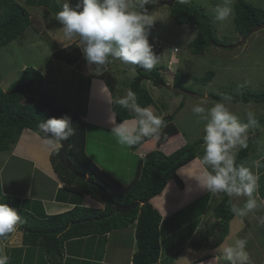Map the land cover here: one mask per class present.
<instances>
[{"label":"rangeland","instance_id":"obj_1","mask_svg":"<svg viewBox=\"0 0 264 264\" xmlns=\"http://www.w3.org/2000/svg\"><path fill=\"white\" fill-rule=\"evenodd\" d=\"M17 1L31 13L32 24L21 36L0 47L1 87L8 90L20 78L22 70L26 67L40 70L45 78L44 84L36 86L33 93H27L24 96V103H36L49 111L59 106H65L79 114L84 120L88 118L89 120H85L87 123L85 141L87 154L102 170L109 172L124 184L130 183L136 177L140 160L146 151L161 149L165 153H171L186 143L194 142L204 134L203 128L206 122H198V118L191 111V108L199 103L202 97H207L209 101L207 106L210 107L221 100L215 98L216 95L230 90H239L242 85H247L255 90L264 89V28L253 32L242 42L244 37L237 32L234 23V4L237 0H232L233 14L224 22L217 21L213 14V9L218 4L222 5L223 0H191L190 3L203 6L207 13L213 17L216 36L227 44H231L230 46L226 44L227 47L211 45L205 52L197 54L190 50L189 43L195 39L198 31L174 21L169 15V5L163 3V0H158V3H148L145 7L156 20L151 28L149 42L154 46L153 51L160 56L157 66L166 82L164 86H156L150 79L143 80L144 88L150 92L154 99V103L149 106L155 114L163 115V117L175 112L181 102L183 107L174 115V123L178 130L176 135L172 134L165 140L152 142L148 145L150 149L141 147L132 150L117 143L115 136L111 133L110 126L95 122L96 107L93 106V110H91L92 76L101 77L107 83L109 92L115 94L114 97L118 99L131 90L130 83L137 75V69L133 70L132 66H124L118 60H113L106 68L97 69L95 66L89 68L85 58L78 66H75L56 57L53 54L56 50H69L67 47L72 43L82 46L79 37L66 38L62 25L54 20L55 14L61 10V3H58V0H53L59 7L54 11L48 6L26 5V0ZM245 1L264 9V0ZM131 2L133 10H139L137 0H131ZM72 3L74 5L76 0H72ZM209 70H214L215 76L209 82L204 83L202 77ZM98 72L102 73L98 74ZM178 73L183 75L182 84L185 89L175 85V75ZM101 79L100 81L98 79L97 84L101 82ZM229 107L242 119L248 118L249 110L254 113L255 118H264L262 103L241 104L231 100ZM105 108L107 118L109 113H113L115 116L111 105L105 106ZM257 127L259 128L254 130V133L251 132L254 136V145L250 150L246 166L251 167L258 177V173L263 171L260 173L258 183L259 198L264 199V176H261L264 173V124ZM251 133L249 131V137ZM197 153V157L203 155L202 146ZM3 154L4 152H0L1 158ZM8 154H4L3 159ZM196 160L198 163L194 165L193 172L187 173L188 181L193 178L188 182V186L198 182L195 176L198 175L202 165L198 159ZM15 164L17 162H14L13 166ZM17 168L20 169L19 165ZM180 178L184 184V179ZM174 181L175 185L179 186L178 182ZM32 189L33 187H30L28 193H31ZM9 195L13 196V194ZM221 199L220 193L212 194L206 191L191 206L187 205V209H184L183 206L166 216V219L170 218V226L173 229L171 235L168 234L166 241L164 235L166 224L164 223L161 229L164 242L161 243V247L162 253L167 252L166 258H169L168 260L172 261V264H187L193 260L198 261L199 257L201 260L198 263L209 261L208 264H227L216 249L221 244L226 245L228 241L225 242V239L228 238L229 232H234L241 224V220L239 216L234 215L228 223V230L226 221H222L218 226V216L214 209L219 205ZM245 199L243 197L230 198L232 204L238 206H243ZM2 201L7 203L6 199ZM262 216H264V206L244 217L243 223L248 225L245 227L246 233L248 229H252L253 235L259 236V232L262 235L264 226L258 221V218ZM178 226L179 228L176 230ZM198 226V234L192 236ZM206 230H213V234L206 233ZM132 235L133 233H129L130 240ZM205 236H208L206 241ZM216 243L218 244L215 245ZM133 244L132 239L123 248V257H126L130 252ZM197 244H199L198 247H196ZM262 248L264 245L260 244L257 250L260 254ZM24 251L27 252L26 261L21 258L26 255ZM42 254L38 247L9 250L7 253L10 258L9 264H21L22 261H25V264H43L44 254ZM255 256H258V262L263 258L259 254Z\"/></svg>","mask_w":264,"mask_h":264},{"label":"trees","instance_id":"obj_2","mask_svg":"<svg viewBox=\"0 0 264 264\" xmlns=\"http://www.w3.org/2000/svg\"><path fill=\"white\" fill-rule=\"evenodd\" d=\"M25 3L26 5L48 6L54 11L59 9L53 0H26ZM168 8L169 15L174 21L198 31V35L189 43V48L193 53H203L211 45L224 47L231 45L216 36L213 17L207 13L203 6L195 3L180 4L178 0H175V3ZM234 9L235 28L242 37L247 36L255 25L264 22V9L245 0H237ZM31 24V13L23 4L17 0H0V47L21 36ZM67 48L69 50H56L53 54L68 63L78 65L84 58L80 45L72 43ZM136 69L137 75L131 81L130 89L136 94L137 103L141 107H147L154 103V99L150 92L144 88L143 80L150 79L154 85L164 86L165 78L158 66L151 71L143 70L139 66ZM214 76L215 71L209 70L202 77V81L207 83ZM182 79L183 75L176 74L175 85L185 89ZM44 81V75L40 70L26 67L22 70L20 78L8 90H4L0 85V152H11L25 129L39 131L37 124L41 120L46 121L51 117L59 118L68 115L76 130L75 135L69 138L68 154L78 171L86 174L88 178H78L60 162V148L57 152H51L53 168L63 183L57 197L64 199L68 198L66 194H72L76 198L75 205L67 211L55 214H47L38 201L35 202L33 212L13 205L19 210L24 221L19 225V228L23 230V244L29 247H38L52 263L54 262L51 259L55 258L59 264H62L66 242L93 237V235H99L100 238L105 239L101 235L105 236L111 231L135 224L137 249L132 256V264L158 263L161 256L160 226L163 216L159 209L152 204L151 199L160 195L171 179L176 180L180 188L184 187L177 171L198 156L197 152L203 144L204 134L194 142L186 143L171 153H165L161 149L151 150L140 160L136 177L130 183L124 184L109 172L102 170L87 154L85 148L87 123L79 114L65 106H59L49 111L36 103H24V96L27 93H33L35 87L42 86ZM114 96L115 94L113 95L115 101ZM223 97H231L233 102L241 104L262 103L264 105V89L255 90L247 85H242L239 90H230L215 96L217 99ZM112 107L118 123L134 118L133 113H129L118 104L114 103ZM182 107L183 103L181 102L175 112L164 117L167 127L163 130L160 138H146L141 144L131 149L137 150L148 141L165 140L172 134L176 135L178 130L174 123V115ZM240 120L242 123L249 122L248 118H240ZM255 120L257 123L250 126V133L257 130L259 128L257 126L260 124H264L263 117H256ZM253 133L249 137L248 147L239 151L237 163L242 162L246 165L250 150L254 145ZM261 172L263 171L258 173L259 178ZM261 176H264V173ZM220 194L222 199L215 207L214 212L218 216V226L222 221H226L227 228L234 214L230 210V198L224 193ZM85 195H90L104 203V208L83 205L82 200ZM136 201H139L140 204L130 210L117 211V206L130 205ZM82 219L87 220L80 222ZM206 233L213 234V230H206ZM206 240H208V236H205ZM198 246L199 244L196 245V247ZM101 247L104 248V246Z\"/></svg>","mask_w":264,"mask_h":264},{"label":"clouds","instance_id":"obj_3","mask_svg":"<svg viewBox=\"0 0 264 264\" xmlns=\"http://www.w3.org/2000/svg\"><path fill=\"white\" fill-rule=\"evenodd\" d=\"M190 2L178 0L180 4ZM58 3L62 7L54 20L62 25L66 38H80V48L89 68H106L113 60L132 66L133 70L139 66L151 71L159 64L160 56L149 42L156 20L145 7L148 3H158V0H137L139 10H133L131 0H76L74 5L72 0H58ZM213 14L217 21H227L233 14L232 0H223L222 5L218 4L213 9ZM104 94L108 103L118 104L129 113H134L131 122L122 120L119 123L111 114V133L118 144L132 148L146 138H160L167 127L163 115L155 114L151 106L141 107L133 91L128 90L126 95L115 101L109 93ZM230 103L231 97H223L208 107L209 101L205 96L191 108L198 122H206L202 137L203 155L197 157L202 167L195 178L201 190L212 194L224 193L229 198H246L243 206L229 201L235 216L246 217L264 206V199L259 198V177L251 167L237 163L239 151L248 147L249 128L257 122L254 113L249 110V122L242 123L230 109ZM37 128L43 134L44 144L52 152H57L62 141L69 140L76 132L68 115L41 120ZM258 221L264 225V216ZM23 222L17 208L0 202V239H7ZM216 251L227 264H250L247 238L221 244ZM9 259L4 251H0V264H9Z\"/></svg>","mask_w":264,"mask_h":264},{"label":"crops","instance_id":"obj_4","mask_svg":"<svg viewBox=\"0 0 264 264\" xmlns=\"http://www.w3.org/2000/svg\"><path fill=\"white\" fill-rule=\"evenodd\" d=\"M98 79L100 81L101 77H98V75L96 77L92 76L93 99L91 101V110H93V106L96 107L97 113L95 115V122L112 127V124L109 123L111 114L109 113L108 118L105 115V106H112V104L108 103L104 92L109 93L112 99L113 95L109 92L108 87L105 88L107 83L103 79H101V82L97 84ZM104 101L106 102V105L104 104ZM113 119H116V115L113 116ZM133 119L134 118H130L127 119V121ZM85 120L89 119L85 118ZM151 143L152 141L146 142L142 146L143 149H150L148 145ZM149 151H151V149ZM149 151H146L143 154V157ZM51 152L52 151L44 144V137L39 131L25 129L21 134L19 141L13 147V150L11 152H4V154L9 153L8 156L4 159V154L2 158L0 156V202H3L2 200L6 199L5 202L9 203L11 206L16 205L18 208H26L33 212L35 202L38 201L47 214L61 213L73 208L75 205L74 202L76 201L74 195L66 194L68 197H65L66 199H59L57 197L58 191L62 188L63 183L53 168L51 162ZM196 159L197 158L187 165L179 168L177 171L179 177H182V179H184L186 182H184L185 185L183 188L175 185L174 179H171L164 191L160 195H157L151 199L153 205L159 209L163 216V224L161 223L160 226L161 243L164 242L161 232L164 223L166 224L164 232L166 241L168 240V234L171 235V231L173 229L170 226V218L166 219V216L170 215V213L174 212L180 207L184 206V209H187L188 206H191L193 202L197 200V198H201L206 192V190L201 191V189L198 187V182L188 186V182L193 178L188 181L186 179L187 173L193 172L194 165L198 163L196 162ZM14 162H17L15 166H13ZM18 165L20 169L17 168ZM16 177L17 180H15ZM30 187H33V189L31 193H28ZM9 194H13V196H10ZM82 204L99 209L104 207V203L98 201L90 195H85L83 197ZM240 220L241 224L234 232H229L228 238L225 239V242L228 241L226 245L232 243V239L247 238V251L250 254V264H264V248L260 249L261 254L257 251L260 247V244L264 245V232L262 235L259 232V236H255L251 232L252 229H248L246 233L245 227L248 225L243 223L245 218L240 217ZM129 227L130 228L127 227L124 229L111 231L105 236L101 235V237H105V239L100 238L99 235H93V237L89 236L84 237L81 240L73 239L66 242L62 264H132V256L137 249L135 239V224L130 225ZM178 228L179 226L176 228V230ZM198 231L199 226L192 236L198 234ZM129 233H133L132 239L134 244L133 247L131 246L132 249L126 255V257H123V248L128 244V242L132 240H130ZM101 246H104V248ZM28 247L29 246L23 244V230H21L19 226L16 232L11 234L8 239L3 240V242L0 240V251H4L6 254L9 250H22L24 248L28 249ZM25 253V257L21 258L26 261L27 252ZM166 253L167 252L162 253L161 247V256L158 263L156 264L173 263L172 261L170 262V260H168L169 258H166ZM257 254L263 256L260 262L257 260L258 256H255ZM51 260H53L54 263H52L47 259L46 256L43 255V264H59L55 258ZM200 260L201 259L199 257L198 261L193 260V262L190 261L187 264H197ZM25 261H22L21 264H25ZM224 262L227 263L226 261ZM208 263L210 262L204 261L198 264Z\"/></svg>","mask_w":264,"mask_h":264},{"label":"water","instance_id":"obj_5","mask_svg":"<svg viewBox=\"0 0 264 264\" xmlns=\"http://www.w3.org/2000/svg\"><path fill=\"white\" fill-rule=\"evenodd\" d=\"M175 0H163V3L169 5V6H172L174 4ZM264 28V22L263 23H260V24H257L255 25L251 31L249 32V34L247 36H245L242 40L245 41L246 38L252 34L253 32H256L257 30H260ZM70 146V142L69 140L67 141H62V144L60 146V150H59V159H60V162L67 168L69 169L70 171H72L78 178H87V175L86 174H82L78 171V168L77 166L70 160V157H69V154H68V148ZM140 202L139 201H136L130 205H125V206H117V211L118 212H126L128 210H130L131 208H133L134 206H137L139 205ZM97 219V218H95ZM87 219H82L80 220V222H85Z\"/></svg>","mask_w":264,"mask_h":264}]
</instances>
